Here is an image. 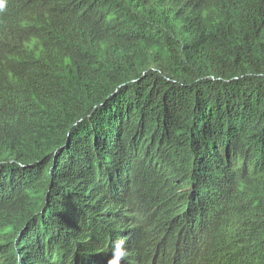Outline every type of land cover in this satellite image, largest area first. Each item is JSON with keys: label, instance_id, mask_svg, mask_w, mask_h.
<instances>
[{"label": "trees", "instance_id": "16d2710c", "mask_svg": "<svg viewBox=\"0 0 264 264\" xmlns=\"http://www.w3.org/2000/svg\"><path fill=\"white\" fill-rule=\"evenodd\" d=\"M0 3V264H264V0Z\"/></svg>", "mask_w": 264, "mask_h": 264}, {"label": "clouds", "instance_id": "9594fccd", "mask_svg": "<svg viewBox=\"0 0 264 264\" xmlns=\"http://www.w3.org/2000/svg\"><path fill=\"white\" fill-rule=\"evenodd\" d=\"M4 5L0 3V10ZM129 256L128 243L126 240L117 239L112 244L111 259L108 264H125Z\"/></svg>", "mask_w": 264, "mask_h": 264}]
</instances>
